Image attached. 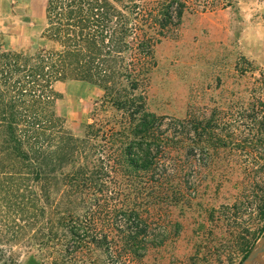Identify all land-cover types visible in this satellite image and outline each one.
Wrapping results in <instances>:
<instances>
[{
	"label": "trees",
	"instance_id": "obj_1",
	"mask_svg": "<svg viewBox=\"0 0 264 264\" xmlns=\"http://www.w3.org/2000/svg\"><path fill=\"white\" fill-rule=\"evenodd\" d=\"M216 1L46 0L43 44L16 50L0 40L1 210L40 219L44 245L63 236L67 254L92 244L110 258L142 257L150 225L121 199L130 185L124 176L166 174L163 160H189L205 151L208 136H217L215 148L223 137L213 131L215 120L206 126L199 116L158 115L136 92L155 65L156 45L190 6ZM68 80L103 88L124 113L121 128L89 123L84 135L70 131L57 110V84ZM2 224L0 264H10Z\"/></svg>",
	"mask_w": 264,
	"mask_h": 264
},
{
	"label": "rangeland",
	"instance_id": "obj_2",
	"mask_svg": "<svg viewBox=\"0 0 264 264\" xmlns=\"http://www.w3.org/2000/svg\"><path fill=\"white\" fill-rule=\"evenodd\" d=\"M45 9L46 0H0L5 48L43 44ZM154 56L146 85L136 92L146 94L147 109L170 118L199 116L206 126L215 120L221 145L215 148L217 136H208L205 151L189 160H163L166 174L124 176L130 185L121 199L150 225L142 257L110 258L92 244L67 254L63 236L44 245L40 219L0 207L10 264H240L264 236V0L192 4ZM57 89L58 113L74 134L84 135L89 123L121 128L123 111L99 85L68 80Z\"/></svg>",
	"mask_w": 264,
	"mask_h": 264
},
{
	"label": "water",
	"instance_id": "obj_3",
	"mask_svg": "<svg viewBox=\"0 0 264 264\" xmlns=\"http://www.w3.org/2000/svg\"><path fill=\"white\" fill-rule=\"evenodd\" d=\"M240 264H264V236L255 243Z\"/></svg>",
	"mask_w": 264,
	"mask_h": 264
}]
</instances>
